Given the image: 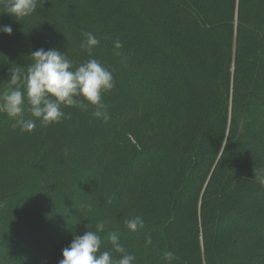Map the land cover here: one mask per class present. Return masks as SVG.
<instances>
[{
	"label": "trees",
	"instance_id": "obj_1",
	"mask_svg": "<svg viewBox=\"0 0 264 264\" xmlns=\"http://www.w3.org/2000/svg\"><path fill=\"white\" fill-rule=\"evenodd\" d=\"M9 24L0 94L39 48L98 59L115 86L106 119L65 108L28 133L0 113V264H59L100 221L101 251L117 233L134 264H264V0H37Z\"/></svg>",
	"mask_w": 264,
	"mask_h": 264
},
{
	"label": "clouds",
	"instance_id": "obj_2",
	"mask_svg": "<svg viewBox=\"0 0 264 264\" xmlns=\"http://www.w3.org/2000/svg\"><path fill=\"white\" fill-rule=\"evenodd\" d=\"M36 10L37 0H0V14H7L16 21L31 16ZM12 32L10 24L0 26V33L11 36ZM83 35L86 39L82 46L87 48L91 56L100 41L91 32ZM114 47L118 50L122 45L116 41ZM116 54L120 55L119 52ZM29 57L31 63L27 71H21L20 67L11 69L8 87L0 94V113L15 121L14 127L31 133L37 121L41 126L59 123L70 115L63 109L77 108L86 112L89 105L94 106L93 115L96 118H107L102 94L110 92L115 82L112 72L98 59L89 58L77 65L68 58L66 52L57 48H39L31 52ZM256 179L264 185V174ZM125 223L132 232L144 227L143 219L139 216ZM105 227V222L100 221L95 225V232L87 230L83 235H75L70 245L62 250L63 258L59 264H134L135 255L126 252L117 233L112 232L108 236L111 251H101L102 240L98 233ZM151 243L152 238L149 236L145 246ZM113 253L120 254L119 258ZM163 259L167 264H172L175 255L172 251H165Z\"/></svg>",
	"mask_w": 264,
	"mask_h": 264
}]
</instances>
